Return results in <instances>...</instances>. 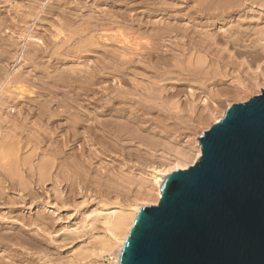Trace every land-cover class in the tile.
Segmentation results:
<instances>
[{
    "label": "bare ground",
    "instance_id": "1",
    "mask_svg": "<svg viewBox=\"0 0 264 264\" xmlns=\"http://www.w3.org/2000/svg\"><path fill=\"white\" fill-rule=\"evenodd\" d=\"M4 1L5 0H0V5L2 3L4 4ZM8 1L13 2V0H7V2ZM171 1H169V0H95V3L97 4V6L99 5V6H103V7H101V10L99 12L97 11L98 16H96V17H95V15L88 16L89 18L86 19L88 21H86V20L84 21V19H83L84 15H83L82 16L83 20H80V21L85 22L84 26L81 24L84 22H81V23L77 22L78 19L76 18V16L80 17V18H81V16H78L75 14L76 15L75 18L77 19V21L74 18H68L67 19L65 16L68 15V13H67L68 11L66 12L65 10H63V13H62V11H60L62 6L61 7L57 6L58 8L56 7V9H57L56 11L60 12V13L56 12L57 14L62 13V16L65 12L67 14L65 13L64 19H62L63 17L60 16V17H62L61 18L62 20L61 19L57 20L59 16L57 17L56 20L60 21V22H57L54 19V17H52L54 20H52V24H51L52 26L50 28V29H52V30H50V31H52V33L50 35H52L51 37L53 38V44L55 43L54 45L56 47L54 46L55 48L53 49L52 48L53 44L51 43L50 45L52 47L49 48V51L51 49H53L54 53H56V51L58 50V54L59 53L62 54V56L59 54L60 56L58 55V57H56V59L51 58V56L53 57L55 55L52 53L53 51H51L50 53L52 55L50 54V57H48V58L51 59L52 61L56 62V60H57V62H58V60L60 61L61 58L63 59V56L65 55L67 50L65 51V49L62 47V44L67 46V48L65 47L66 49H71L72 47H74L71 49L72 52H71V50L70 51L68 50V52H70V54L74 53L73 55H75V52L79 49V47H80V50H79V52L78 51L76 52V55H78V54L80 55L82 52L85 53L84 51L92 50V49L88 48L92 44H93L92 46L97 49V47H98L97 44L100 45L102 40H105V39L107 41L111 40L109 42H111L113 44H115V42L118 43V46H115L117 43L115 45H112V46H110L111 44H109V42L107 43V44H109V46L111 48L113 47V49L114 48L117 49L119 47V44L121 46L120 48L122 50L116 51V49L115 50L110 49L109 46L107 47L108 49H105V47H104L105 44H103L102 45L103 50H105V51L107 50L106 52L104 51L106 53V54H104L105 58L102 57V54H103V51H102L101 55H100L101 57L100 58L97 57L99 60L97 59V62L94 65L95 68L93 70H92V68L90 70H87V69L85 70V68L83 67L84 71H86L88 74H86V72H84L81 68V70L83 71V74L82 75L80 74L81 76H79L77 74V73H80V72H78V70L80 71L79 67L74 68V69H78L77 71L76 70L73 71V72H77L76 74L73 73L72 71H70V69H69L70 67H68L66 69L68 71H70L71 74L73 73L75 76H71L70 74H68L69 72L66 73L68 75H65L64 73L62 74V72H60L61 76L58 74L59 77L55 76V77L51 78L52 76H54L58 72L59 68L55 66L57 70H52L54 75H53V73H52V75H50L51 73L49 74V72H48L49 67H47L46 68V69H48L47 71L45 69H43L44 71L43 70L42 71L44 73H45V71L48 72V75L45 73V75L40 77L41 74L39 75V73L36 70L39 69L38 68L39 65H40L39 66L40 68L41 67L44 68L42 65L45 61L42 62L41 60H43L45 58L44 55L49 56V53L46 54L48 52V48H44V49H47L45 51V54H44V52H43V54H42V52H35V51L31 52L30 51L31 49L35 50V48H32V46L30 47V49H28L27 52H26V50L24 52L23 49L28 42L32 41L31 43H33V42L36 43L37 41L38 42L41 41V39L38 38V36H39L38 34H37L38 36L34 35V33L32 31V30H34L32 27L33 25L30 24L31 22L29 23L30 19L27 22L28 18H30V17H27L26 14L28 12V15L31 13L32 16H34V17L38 16V18H39L40 12H42L41 14H43V13L45 14L46 10L43 9V8H45V4L43 2H41V1L39 2L40 5H42L41 3L44 4V5H42V7L39 5V3H37L38 4L37 6L36 5H29L34 10H36L35 12L31 11L32 10L31 7H30L31 12L30 11H23L22 12V10H20L21 8L18 9V7L16 8V5H15V7H14L15 9L12 7L14 9L13 13L15 16L10 18V20H9V17L3 18L2 21L0 22V32H2L1 37H0L1 38L0 39V47H1L0 48V132H3L4 137H6V138L2 137L3 135H1V134L0 135L4 139H7V138L10 139V142H9L10 146H13L14 148L16 147L15 149L13 148L12 151L16 150V152H18L19 148L21 147L20 144H21V142H23L22 141L23 134L26 133L24 135L25 137H23L24 140L26 138L27 133H28V135H29V133L31 134V132H29L27 129H28V127H30L29 129L31 130V126H28V125L32 124L30 122L33 119H36V118H33V116L35 117L37 115L36 117L41 118V119L40 118L36 119V121L37 120L38 121L43 120L44 122L46 121L45 122L46 127H44L45 125L43 124V121H41V123L43 125L42 124L40 125L39 123L33 122V121H35V120H33L32 122L34 123V125H36V124L40 125V128H38L39 126L38 127L36 126L34 129H38L39 132H40V129L43 130L44 133H42V134H44V135L42 138L40 137L38 139V137L36 136L37 134L35 135L32 132V135L34 134L35 137L31 136V138H29L30 135L29 136L27 135L28 136L27 138L31 139V141H33V142L30 143L29 142L30 140L27 141L28 140L27 138H26V141L29 142L30 144H33L36 141L35 139H38L37 141H39V142L36 141V143H34V145H36L34 148L35 149L39 148L40 146L38 143H40L41 144V152L42 151L44 152V153L42 152L43 155H45V156L49 155L52 158L51 157L49 158V156H48L49 159L45 158V157H44L45 159L43 158V160L45 162L44 161L40 162L41 163L40 166H44V167L39 169V172H37L38 170L37 171L35 170L37 168L32 167L34 165L31 166L30 170L34 168V170H32V173L34 171H36L37 176H38V174H40L41 175L39 177L40 180H43L46 177V179H44L43 181L48 180L47 176L44 174H47L49 172V170H52V169L57 170L56 172L54 170H52V172L54 171L56 173L55 177H54L55 173H53V175H51V176H53L54 179L57 180V181L55 180L57 183L56 184L57 190L55 187L56 193L59 194V197H61V195L66 192V190L70 194L69 196H71V195L76 196L77 194H82V195H84V197L83 196H82L83 198L81 197L83 200L81 201L82 203L80 202V205L90 202V199H92V197H93L91 194H95V192L92 190L91 186L89 185V182H90L89 179H92L93 182H95V183H97V185H99V187L101 189H100V191L98 189L97 193L100 194V196H103V198L100 199V201H98L96 203V204L99 203L98 207H96L95 209H92V211L90 210L91 212H88L89 211L88 210L86 213L87 216L85 215L86 216L85 220H88V219L90 220L92 218H94V219L90 220V222H89V220L85 221V223L82 222V225L87 226V228L88 227L92 228L93 232L97 228H99V231L102 229V232L100 231L95 236H93L92 231L90 234L93 236V239H95V241L97 243H99L100 247H98V245L92 239L91 236H90L91 237L90 241H94L95 243H93V244L97 245V246H95V249L98 247L97 248L98 250L96 249L97 252H95L96 255L98 254L100 256H103V253H107V252H108V254L110 253V255H113V253L115 254V255H113V257H111L109 255V257H111V258H107L109 260H112V261H110L111 264H121L122 255H123L124 248L126 246V242L128 240V237L132 231V228L136 222L137 217L139 216L141 210L145 207L141 203L140 204H139V202L137 203V200H136L137 198H133V201H136L134 203H132L133 201L130 202L129 199H131L133 197V195H135L134 197H138V199L141 197L144 198V199L141 198L143 200H145V198H146V200L147 199L148 200L154 199V201H156L155 203H159L160 199L162 198V187H163L165 181L167 180V178L174 171H177L180 169H187L190 166L194 165L199 160V158L202 156L201 141H198V144H197L198 152L196 153V156L192 158L193 160H191L189 158V156L191 155V154L187 153L189 150L187 149V151H186L185 149L182 148L181 151L180 150L177 151L178 153L180 152V157L176 158L177 160L175 161L176 163L174 166L163 168V166L161 167V166H159V164L156 165L154 162L155 159L157 160V158H156L157 154H155L156 148L161 147V146L168 147L169 143H170V145H172L171 140L168 138L169 136L165 137V136H163V134H165V133L170 134V133H172V131L175 133V131L179 130V126H180L179 123L187 125V120L185 119L186 117L191 118V116L196 115V119L198 117V121H200V122L205 121L206 122V121H208L209 116L211 115L210 113L207 114L209 112V110L211 109V106L209 103H206V105L209 104L210 108H208L209 106L206 107L205 105H204L205 106L204 108H203V106L201 108L200 105L205 104L204 102L206 101L207 97L203 99V97H201L200 94L202 95V93H204V92L206 94L207 90L211 89V88H209V84H207L210 81L216 79V81L214 80L215 82L213 81V84L215 83V85H213V86L217 85V80H218L217 74L219 73L221 75L222 71L218 72V70H216V69L215 70L214 69H208L205 67H203L202 69H199L200 67H198V68L194 67L192 69H188L182 63L183 62L182 56L185 55L187 52H189L186 50V47H188V50L192 51V52L190 51L191 53L189 52L190 55L189 56L187 55L188 57L186 56L188 59H190L191 63L192 62L194 63L195 59H197L198 57L203 59L201 57L200 53H198V55H196L197 52L202 51L203 53H205V54L202 53L203 54L202 56L203 57L205 56L206 59L208 57H210L209 58L210 62L214 66L219 65V66H222V68L223 67L227 68L229 66V64L231 65V63H234L236 61V59L238 60L239 57L246 54V52H244L242 50L243 48L238 49L239 47H242V46L245 47L247 45V43H245V41H246L245 37L247 39V36H245V35L252 34L250 36H253V37L257 36L258 37L257 39H254L253 37H251V38H253V40H256V42L258 40L257 43H262V45L264 44V29L260 28L261 30L260 29L259 30L258 29L257 30L249 29L248 30L247 28H249V26H246L247 28H245L244 27L245 25L242 23V21H240L241 23L239 22V20H240L239 17H242V15H244L243 17H245V12H244V14H242L244 9L240 8L241 6L245 5V3H243V0H234V1H232V0H192L193 1L192 3L194 4V2H195V4H196V6H193V11L188 10L191 7V6L189 7L190 4H187V6L185 5L186 6L185 7L183 5L185 2L182 3V5H181V1L175 0V1H177V4L179 5L178 7H180V5L184 7V8L183 7L178 8L177 5L174 6L175 3H172L175 1L174 0L172 2ZM76 2L78 3L77 5H79V4L83 5L82 7H84L86 5L83 0H77ZM179 2H180V4H179ZM63 3L67 4L68 2H67V0H64ZM86 3H88V1H86ZM54 4L55 3H52L51 5H54ZM51 5L46 4V7H48V8L50 7L49 10H47L48 12H46V13L48 15L49 12L50 13L53 12L52 15L54 16L55 10L52 9V8H54V6L51 7ZM58 5H60V3ZM26 6L28 8V5H26ZM65 6H63L64 8H62V9H65L66 8ZM67 6H68V4H67ZM1 7L2 6H0V9H1ZM37 7H40V9ZM69 7H71V5L68 6V8ZM82 7H80V8H82ZM2 8H4V5ZM48 8H46V9H48ZM22 9H24V8H22ZM37 10H39V11L37 12ZM163 10L168 12L165 14L166 16L164 15L165 11L162 12ZM170 11H174V12L169 13ZM187 11H189V12H187ZM161 12L163 13V16H165L166 18H163L164 20L161 18L162 19L161 21H159V19H156L154 21L153 19L155 18L156 14L161 13ZM173 13H174V16L172 15ZM41 14H40V17L42 16ZM69 14H70V12H69ZM170 14L172 15V18L167 19V18H169ZM11 16L12 15H10V17ZM93 16H94V18H93ZM4 17H5V13H4ZM34 17H31L33 19V23H34ZM198 17L204 18V19L206 18L207 19L206 24L204 25L203 21L200 22L203 25L196 24V22L199 23V20L197 19ZM41 19H44V17H41ZM184 19L186 21H184ZM233 19H235V20H233ZM63 20H66V21H63ZM227 20H231V22L229 21L230 22L229 25H231L233 22V24H232L233 26H231L232 28L228 29L224 26L223 28L219 29L220 30L219 32H217V31L215 32V29H213V27L217 26L220 23H224V22L226 23V22H228ZM180 21H183L185 23H182L180 25L179 24ZM76 23L80 24L79 26H77V28L75 26V25H77ZM81 25L83 26V28L80 27ZM73 26H75V27H73ZM200 26L202 27V30H206V29H208V30H206V31L200 30L199 31L198 29H195L197 27L199 28ZM78 27H80V28H78ZM219 27H220V25H218V28ZM209 28H212L214 32H212L211 29H209ZM218 28H216V29L218 30ZM224 28H226V30H224ZM100 29H102V30L106 29V31H108L107 29H112V32L113 31L118 32L119 30L120 31L117 34L106 35V33L105 34L101 33V35H99L100 33H98L97 31H99ZM143 29H145V30L143 31ZM221 29H223L224 32H221ZM3 30L5 33L6 32H7V34L11 33L10 35H16L17 37L14 39L11 38L12 40L11 39L9 40L7 37L6 38L3 37V39H6V42H5V40L2 39V35L4 34ZM126 30L127 31L130 30V32H134V33H131V35L133 34V36L126 35L127 33H129V32H126ZM140 31H143L144 34L141 33L143 35H140ZM67 32L69 35L71 34L70 36L79 34L80 38L83 36L82 33L85 32L84 34H86L87 37L85 39L81 40L82 43L77 42V45L80 44V45H78V48H77V45H75V44H72L74 46L68 48L69 45L65 44V43H68L70 41L71 37L67 36L68 35ZM95 32L98 33V37H95L97 35V33L95 35ZM99 32H101V31H99ZM102 32H105V31L103 30ZM109 32H110V30H109ZM112 32H110V33H112ZM116 32H113V33H116ZM145 33H147V34H145ZM107 34H108V32H107ZM77 35H76V37L73 36L74 40L77 37H79ZM3 36H6V35H3ZM143 36H145V37L147 36V38H146L147 40ZM84 37H82V38H84ZM169 37L170 38L172 37L171 40L174 38V40L170 41ZM97 38H98V40L96 41ZM142 38H144V40H146L145 43L147 44V46L150 47V45H151L150 48L153 47L152 41H155L154 42L155 46L152 48V50L158 49L157 45L162 46V44L163 45L167 44L166 42H168V44H169V42H171L170 43L171 45H164V46H167V47H165V48H167L166 49L167 51L165 53L170 54L171 53L170 50H173L174 52L173 51L172 52L175 53L176 50H175V48L174 49L172 48V44H173V46L178 47L180 49L176 52L177 54L175 53L176 55H174L172 53L174 55V56L172 55L173 56L172 58L171 57L164 58L168 54L165 55L164 53H160L163 51H160L158 53L157 52L158 50H155L157 53L156 52H154V53H156L157 55L162 54L165 56L162 57L161 55H158V57L154 58V56H155V54L153 53L154 50L144 53L143 51H147L150 49L148 48L147 50L146 49L143 50L144 48H142V47L140 48V45H144V44H142ZM175 38L176 39L178 38L177 42H175L176 41ZM248 38H249V35H248ZM7 39L9 41H7ZM77 39H79V38H77ZM150 39H152V40H150ZM1 40L3 41V43ZM71 40H72L71 43H73V39H71ZM167 40H169V41H167ZM253 40H252V43L255 44V46H256L257 43H254ZM83 41H84V43H83ZM240 41L242 43H240ZM221 42H224L225 44H227V46L224 48V44H222ZM246 42H249V41H246ZM71 43H69V44H71ZM243 43H245L246 45H243ZM95 44L97 46H95ZM146 44L143 47L147 48ZM229 44H231L230 46H233V48L235 47L234 44H237L239 47L236 45L238 48L237 47L234 48L237 50L235 52H233V51H230V49L228 47ZM48 45L49 44L47 43L46 46H48ZM249 45H248V47L250 48L251 45L250 46ZM85 46H87V47L85 48ZM92 46L90 48H93ZM169 46L172 49L169 50L168 49ZM58 48H60V51ZM75 48L77 50H74ZM120 48H118V50ZM189 48H191V49H189ZM193 48H195L196 50ZM246 48L247 47H245V49ZM252 48L254 49V47H251V49ZM263 48H264V46H263ZM41 49H40V47H38L37 51L41 50ZM141 49L143 51H140ZM161 49H162V47H161ZM61 50L63 52H65L64 55H63V52ZM100 50H101V48H100ZM168 50L170 53L168 52ZM180 50H182V51L179 52ZM193 50H195V52L197 51L195 55H193V53H194ZM247 50H248V48H247ZM12 51L15 53H13ZM111 51H114V53L113 52L111 53ZM11 52H12V55H11ZM260 53L257 52V53H255V55H253V54L249 55L251 57V61H256V60L258 61V59L261 60V58L263 56L261 55L262 57H260ZM148 54H149V56H148ZM66 55L64 57V60L66 59ZM140 55H141V57H140ZM55 56H57V53ZM138 56L140 58H138ZM159 56L162 57V59H161L162 61L157 62L158 59H157V61L155 59L156 58L160 59ZM170 56H171V54H170ZM236 56H239V57L236 58ZM59 57H61V58L59 59ZM76 57H78V56H76ZM80 57L82 58V56H80ZM195 57H197V58H195ZM20 58L21 59L23 58L24 61H27V63H26V62H23V59L21 60L23 65H25V66L21 65L20 60H19ZM101 58L102 59L104 58V59L102 60ZM152 58L155 60V63L156 62L158 63V64L156 63L157 65L155 64L156 66H153V62H152V64L150 63L151 64L150 66H152L151 68L154 71H151V70H149L151 68H148V66H149L148 63L151 62ZM70 59H72V58H70ZM146 59L149 62H147ZM173 59H174V61H176V63H174V62L172 63L171 60H173ZM51 60L50 61L48 60L49 62L48 63L46 62L47 64L45 63L46 66H48V64L51 62ZM203 60H205V59H203ZM12 61H13V63L17 62V66H15V68H12L13 70H11V63H10ZM28 61L29 62L31 61V64L33 62H35L36 64L37 63H40V64L38 66L36 64H34V65H32V66H34L33 69L31 66H30L31 69H29V67L27 68V66H29L28 64H30V63H28ZM93 62H95V61H93ZM236 62H235V64H236ZM24 63H26L27 65ZM159 63H160V65H165L167 67V69H166V67L163 70L158 69L160 67ZM50 65H52V63H50L49 66ZM54 65H57V63L56 64L54 63ZM72 66H74V65H72ZM85 66L87 67V65H85ZM91 66H93V65H91ZM35 67H37V69ZM55 67L53 66L50 68L55 69ZM173 67H174V69L176 68V70L180 69L179 73L177 71V76L179 75L178 76L179 83H174V84L172 83L175 86L169 87V85L171 84L170 82H172L171 81L172 79L170 80L169 85H166V83L168 82L166 79L169 80V78L172 76V74L173 75L176 74V72H174V70H173ZM160 68H163V67H160ZM217 68H219V67H217ZM72 69L73 68L71 67V70ZM54 71H57V72L55 73ZM65 71L66 70L64 69V72ZM149 71H151V72H149ZM148 74H150V75L148 76ZM64 75L67 77L68 76H70V77L65 79ZM140 75H142V76L146 75L144 77H149V80L146 78V80H147L146 81L145 78H143ZM169 75H170V77H169ZM138 76L142 77L143 80H142V78L141 79L138 78ZM152 76H154L155 78L160 77V80L157 79L156 81H154ZM188 76H189V78H191L190 76L195 77L196 79L202 78L201 80H198V81H200L199 82L200 87L198 89L195 87H194V89L193 88H189V89L186 88L187 86L185 85V82H186ZM34 77H36V78L38 77L39 79H36ZM150 77H152V79ZM109 78L113 79V81H116L117 85L115 86L113 84V82L112 83L110 82L114 86H112V85L108 86V84L104 82L105 84L103 86L102 82L109 79ZM161 78L162 79L164 78V80H162ZM52 79H53V81H51ZM37 80H39V81H37ZM144 80H145V82H143ZM148 81H151V82L148 83ZM163 81L164 82L167 81V82L165 84H163L164 83ZM39 82H40V84H39ZM161 82H163V83L161 84ZM188 82H189V80H188ZM100 83H102V85ZM35 84L40 85L37 87L38 90L33 89L36 86ZM59 84L64 85V86H60ZM106 84H107V87H106ZM98 86H100V87H98ZM189 86H190V84H189ZM217 86L215 88H217ZM63 88H65V89H63ZM186 89L188 92L187 96L185 98L187 101V104H186L187 106L183 107L184 100L182 101L181 97H182V95L185 96L184 93H186ZM224 89H225V91L228 90V89L226 90L225 87L223 88V90ZM229 89H230V87H229ZM233 89H235V88H233ZM215 90L219 91L218 95H220L221 89L220 88H219V90L213 89V87H212L211 91L215 92ZM263 90L264 89H261V94H262ZM200 91L202 93H200ZM211 91L208 94H210ZM34 95H36V96H34ZM47 95L50 97H48ZM221 95H224V94L221 93ZM221 95H220V97H221ZM41 96H45L44 99L43 98L41 99ZM211 96H212V98H213V96L215 97V95H211ZM211 96L209 95V98L207 100H209L211 98ZM200 98H202V99H200ZM216 98H217V96H216ZM232 105H233L232 103L229 104V106L224 111L223 116H225L227 110ZM18 107L20 109H19V111H17V115L18 116L21 115V117H18L17 115H15L16 114L15 111L18 110ZM60 108H62V109H60ZM13 116H15L17 118H14ZM153 116H155L156 119L153 118ZM29 118L30 119L33 118V119H31V121H29ZM221 118L222 117H217L215 124L220 122L222 120ZM171 120L173 122L175 120H177L178 122L176 121L177 123L171 124ZM188 120H189L188 122H190V119H188ZM192 120H195V118ZM26 122H28V124ZM50 126H53V127L50 128ZM43 127H44V129H43ZM32 128H33V126H32ZM48 129L49 130L52 129L51 130L52 132L49 131ZM56 129H59V130L64 129V131L65 132L67 131V132L65 133V137L62 138V140L59 139V141H57L55 143V141H53V140H56V138H54L53 136L56 134ZM53 130H54L55 134H54ZM19 132H20V136L18 135ZM57 132H58V130H57ZM51 134H53V136H51ZM40 135H41V132H40ZM51 139H53V140H51ZM57 140H58V138H57ZM48 141H50V142H48ZM61 141H63V142H61ZM46 142L48 144L43 145ZM80 142H81V144H80ZM133 142L135 143V145H132V146H134V148L132 147L133 149H131L132 151H130V149H128V147H129L128 144H133ZM26 143L23 142L22 146L27 147L30 145L29 143H27V145H25ZM77 144H79L78 145L80 148V149H78L79 152H76L77 150L72 151V152L66 151V150H68L67 148L72 149L73 146H76ZM19 145H20V147H19ZM170 145H169V147H170ZM1 146H2V144H1ZM1 146H0V148H1L2 152H0V153L4 154L5 152H3V151L6 150V148H5L6 145L2 146V147ZM135 146H136V148H135ZM130 148H131V146H130ZM153 149H155V150H153ZM37 150H35V151L37 152ZM8 152H10V151H8ZM87 152H89L90 154ZM111 152H115L116 155L120 154V156H118V157H120V158L122 157V158L119 161H123L125 164L127 163L128 168L126 167V165H124V167H126L125 171L121 170L122 165L124 163L121 165L120 170H119V168L116 167L115 162L116 163L118 162V160L116 161L117 158L116 159L114 158L115 162L113 161L114 159H107L108 163L102 161L103 157H105V156L110 157L109 155H111L110 154ZM190 157H192V155ZM31 158L32 157H30V162H31ZM25 159L26 160L23 159V161H25L24 163L21 160V163L23 165L26 164L27 162H29L28 157ZM134 159H137V161L140 163V165L141 164H147V165L149 164L147 166V169L143 170L144 168H142L141 171H138V173L135 171L140 170L139 168L136 169L135 167H133L134 169L132 170V167H129L130 164H128V163H129V160L131 162ZM127 160H128V162H126ZM100 161L102 164H99V167H98L99 170H98V168H93ZM157 162H159V161H157ZM45 163H46V165H45ZM27 164H29V163H27ZM117 164H119V163H117ZM133 164H135V163H133ZM89 165L91 167L93 166L92 167L93 172L90 170L91 168L89 167ZM135 166L137 167V165H135ZM95 169H97L96 172H94ZM52 172H51V174H52ZM30 173H31V171H30ZM34 174L35 173H33V175ZM42 175H44L43 179H42ZM36 180H38V179H36ZM67 180H69L70 184H68L69 182H67ZM64 181L67 182L66 186L68 188L66 186H64V190H63L62 184ZM132 185L133 186L135 185L136 188L135 187L132 188ZM151 185H152V187H151ZM154 186H155V188H153ZM152 190H156L157 194L155 193V191H153L154 192L153 193ZM47 192H49V191H47ZM90 192H92V193H90ZM154 195L156 196V200H155ZM62 196L64 197V195H62ZM77 197H79V196H77ZM63 199H65V198H63ZM108 199H110L112 201H109ZM127 201H129V202H127ZM152 201H150V202H152ZM41 204H44V203H41ZM39 205L40 204L38 203V206ZM48 205L49 204L45 205L46 209L51 208L50 205L49 206ZM80 205L78 204V206H80ZM32 220H31V225H33V226L34 225L35 226L41 225V224H39L41 222H39V223L35 222L36 220L38 222V219H35V221L33 223H32ZM28 223H30V222L28 221ZM98 225H100V227ZM82 227L76 226L74 229H72V230L70 229V230L72 232L73 231L75 232L76 230L82 229ZM65 228H69V226H65ZM82 233H80V234H82ZM4 236H6V235H4ZM78 236H80V235L78 234L77 237ZM82 237H85V236L81 235L79 238H82ZM88 240H89V237L87 238L86 243H89ZM71 241L73 242L72 239H71ZM62 243H63V241H62ZM90 243H92V242H90ZM34 244H35V242H34ZM115 248H117L116 252L113 251ZM94 251L95 250H93V252ZM111 251H113V252L111 253ZM42 252H43V250H42ZM50 256H51V254H50ZM58 262L59 261H57V263Z\"/></svg>",
    "mask_w": 264,
    "mask_h": 264
},
{
    "label": "rangeland",
    "instance_id": "2",
    "mask_svg": "<svg viewBox=\"0 0 264 264\" xmlns=\"http://www.w3.org/2000/svg\"><path fill=\"white\" fill-rule=\"evenodd\" d=\"M43 2L44 4H45V8H43L44 10H46V12H48L47 10H49V8L48 7H46V4L47 5H51L52 3H55L54 5H51V7H53L54 6V8H52V9H54L55 10V12H54V16L52 15L53 14V12L52 13H50L49 12V14L47 15V13L45 12V14L43 13V14H41L42 12H40V14L42 15L41 17H44V19H41V17H40V14H39V18H38V16L37 17H34V16H32V14L30 13L31 11H36V10H34L31 6H29V5H38L37 3H39V2ZM56 1V2H55ZM60 3V5H58L59 3ZM77 1V0H76ZM75 0H67V4H68V6H70L71 5V7H69L68 8V6H67V4H65V3H63L64 2V0H13V2H7V0H5L4 1V4L2 3L0 6H2L3 7V5H4V8H2L1 7V9H0V22L2 21V19L3 18H8L9 17V20H10V18H12L13 16H15L14 15V13H13V10L15 9L14 7H15V5H16V8L18 7V9H20V10H22V12L23 11H30V9L32 8V10L29 12L30 14L28 15V12H27V14H26V16L27 17H30V18H28V20H27V22L29 21V19H30V21H29V23L31 24V25H33L32 27H33V29L34 30H32L33 31V33H34V35H36V36H38V38H40L41 39V41H37L36 43H31L32 41H30V42H28L27 44H26V46L24 47V52H25V50H26V52L28 51V49H30V47L32 46V48H35V50H30L31 52H33V51H35V52H42V54H43V52H44V54H45V51L47 50V49H44V48H48V52L46 53V54H48L49 53V56L48 55H44V59L43 60H41L42 62H44L43 63V67L44 68H40L39 66V64L40 63H35V62H33L32 64H31V61L29 62L28 61V63H30V64H28L29 66H27V68L29 67V69H31V67H32V69H33V67L34 66H32V65H34V64H36L37 66H38V68L40 69H37V67H35L36 69V71L39 73V75H40V77L41 76H43V75H45V73L48 75V72H49V74L50 75H52V70H57L56 69V67H58L59 69H58V72L57 71H54L55 73L57 72V74H55L54 75V73H53V75L54 76H50L51 78H53V77H59V75L61 76V74H60V72H62V74L64 73L65 75H68V74H70L71 76H75L73 73H77V72H73L74 70H78V69H74V68H78L79 67V69H80V71L78 70V72H80V73H77L79 76H81L82 74H83V71H84V69H83V67L85 68V70L87 69V70H90L91 68H92V70L95 68V63L97 62V59L98 58H100L101 56V52L103 51V54H102V57H104L105 58V55L104 54H106L105 52L107 51H105V50H103V48H102V45L103 44H105L104 45V47H105V49H108L107 47L109 46V44H111L110 46H112V45H115L117 42H115V44H113V43H111V42H109V41H111V40H109V41H107L106 39V41L105 40H102V44L100 43V45L99 44H97L98 45V47H97V49L95 48V47H93L92 45V47L93 48H90V47H88L89 49H92V50H90V51H84L85 53H81L80 55L78 54V55H76V52L78 51L79 52V50H80V47H79V49L77 50L76 48L74 49V50H77L76 52H75V55L76 56H78V57H76L75 55H73L72 53L70 54V52H68V50L70 51L72 48H74V47H72V46H74V45H72V44H75V45H77V42L79 43V42H81V40L82 39H85L87 36H86V34H84L85 32H83L82 34H83V36L82 37H84V38H80V36H79V34L77 35V36H79V37H77V38H79V39H75L74 40V38H73V36L74 37H76V35H72V36H70L69 34H68V32H67V36H69V37H71V39H73V43H71L72 42V40L70 39V41L68 42V43H65V44H68L69 45V47L68 48H70V47H72L71 49H66L67 48V46L66 45H64V44H62V47L65 49V51L67 50V52L65 53V52H63L62 50V52H63V55H64V53H65V55H66V59L64 60V57H65V55L63 56V59L61 58V57H59V59L61 58V60L59 61L58 60V62H57V60H56V62H54V61H52L51 59H49L48 57H50V52L51 51H53V49L56 47L54 44H53V38L51 37L52 35H50L51 33H52V31H50V30H52V29H50L51 28V24H52V20H56L57 19V17H58V19L57 20H59V19H61L62 17V19H64V16H65V13L67 12L68 13V17L67 16H65L67 19L68 18H74L76 21H77V19H78V21L77 22H84L86 19H88L89 17L88 16H92V15H95V17L96 16H98V13H97V11L99 12L100 10H101V7H103V6H97V4L95 3V0H86V1H88V3H86V1L85 0H83L84 1V3L86 4L84 7H82L83 5H81V4H79V5H77L78 3L76 2ZM169 1H171V0H169ZM173 1V0H172ZM171 1V2H172ZM175 1V0H174ZM179 1H181V5H182V3H184L183 5L185 6H187V4H190L189 5V11L191 10V11H193V6H196V4H195V2H194V4L192 3L193 1L192 0H179ZM232 1H234V0H232ZM79 2V1H78ZM101 2V1H100ZM43 3H41L42 5H44ZM50 3V4H49ZM58 3V4H57ZM62 3V4H61ZM95 3V4H94ZM170 3V2H169ZM172 3H175V5L174 6H176L177 5V7L179 6L178 4H177V1H175V2H172ZM243 3H245V5H243V6H241L240 8L242 9H244L243 10V12H242V14H244V12H245V17H243L244 15H242V17H239L240 18V20H239V22L240 21H242V23L245 25L244 27L245 28H247L246 26H249V28H247L248 30L249 29H254V30H259L260 28H262V29H264V0H243ZM12 4V5H11ZM64 4V5H63ZM93 4V5H92ZM179 4H180V2H179ZM247 4V5H246ZM26 5H28V8H27V6ZM39 5H40V3H39ZM42 5H40L41 7H42ZM56 5V6H55ZM66 5V6H65ZM95 5V6H94ZM173 5V4H172ZM180 5V7L182 8L183 6H181ZM61 7L62 6V8H64L63 6H65L66 8L65 9H60V11H62V13H63V10H65L66 12L63 14V16H62V13L61 14H57V13H60L59 11H56L57 9H56V7ZM91 6V7H90ZM185 6V7H186ZM14 9H13V8ZM31 7V8H30ZM44 7V6H43ZM57 7V8H58ZM79 7V8H78ZM80 7H82V8H80ZM87 7V8H86ZM90 7V8H89ZM180 7H178V8H180ZM22 8H24V9H22ZM37 8H39L40 9V7H37ZM46 8H48V9H46ZM71 8V9H70ZM78 8V9H77ZM92 8V9H91ZM99 8V9H98ZM184 8V7H183ZM42 9V8H41ZM83 9V10H82ZM59 10V9H58ZM72 10V11H71ZM39 10H37V12H38ZM82 11V12H81ZM96 11V12H95ZM165 10H163L162 12H164ZM168 11V10H167ZM189 11H187V12H189ZM10 12V13H9ZM57 12V13H56ZM69 12H70V14H69ZM74 12V13H73ZM76 12V13H75ZM86 12V13H85ZM157 13L156 14V16H155V18L153 19L154 21L156 20V19H159V21H161L163 18H166L165 16V14L166 13H168V12H164V15L165 16H163V13ZM171 12H174V11H170L169 13H171ZM3 13V14H2ZM4 13H5V17H4ZM66 13V14H67ZM73 13V14H72ZM176 13V12H175ZM12 15L11 17H10V15ZM78 15V16H81V18L80 17H77L76 15ZM35 15V14H34ZM47 15V16H46ZM84 15V17H83V19H84V21H80V20H83L82 19V16ZM173 16H174V13L172 14ZM172 15L170 14V16H169V18H167V19H171L172 18ZM46 16V17H45ZM60 16H62V17H60ZM75 16H76V18H75ZM193 16V15H192ZM191 16V17H192ZM31 17H34V23H33V19L31 18ZM52 17H54V19L52 18ZM197 17V16H196ZM38 18V19H37ZM92 18V17H91ZM90 18V19H91ZM93 18H94V16H93ZM92 18V19H93ZM162 18V19H161ZM61 19V20H62ZM66 19V20H67ZM186 19V18H185ZM184 19V21H186ZM188 19V18H187ZM198 20H199V23L198 22H196V24H201V25H205L206 24V18L204 19V18H197ZM245 19V20H244ZM32 20V21H31ZM56 20V21H57ZM66 20H63V21H66ZM164 20V19H163ZM233 20H235V19H233ZM232 20V21H233ZM244 20V21H243ZM55 21V22H56ZM86 21H88V20H86ZM90 21V20H89ZM158 21V20H157ZM203 21V24L202 23H200V22H202ZM228 22H224V23H220V24H218V25H220V27L218 28V25L217 26H215V27H213V29H215V32L217 31V32H219L220 30V28H223L224 26L226 27V28H232L231 26H233L232 24H233V22H232V24L231 25H229L230 24V22H231V20H227ZM230 21V22H229ZM54 22V21H53ZM57 22H60V21H57ZM205 22V23H204ZM237 22V21H236ZM182 23H185V22H183V21H180L179 22V24L181 25ZM241 23V22H240ZM57 24V23H56ZM77 24V23H76ZM83 26H84V24H85V22L84 23H81ZM226 24V25H225ZM228 24V25H227ZM80 24H77V25H75L76 26V28H77V26H79ZM80 26L81 28H83V26ZM235 25V24H234ZM251 25V26H250ZM75 26H73V27H75ZM80 27H78V28H80ZM195 28V27H194ZM201 28V29H200ZM216 28H218V30L216 29ZM226 28H224V30H226ZM114 29V28H113ZM195 29H198L199 31L201 30V31H206V30H208V29H206V30H202V27L200 26L199 28L197 27V28H195ZM209 29H211V31L212 32H214L213 31V29L212 28H209ZM105 31V32H102V31ZM100 29L99 31H101V32H99V31H97L98 33H100L99 35H101V33H106V35H111V34H117V33H119V31L118 32H116V31H113V32H116V33H113L112 32V29H107L108 31H106V29ZM109 30H110V32H112V33H110L109 32ZM116 30V29H115ZM145 29H143V31H144ZM224 30L223 29H221V32H224ZM261 30V29H260ZM35 31V32H34ZM39 31V32H38ZM143 31H140V35H143L144 34V32ZM151 31V30H150ZM97 32H95V35H96V33ZM107 32H108V34H107ZM126 32H129V33H127L126 35H131V33H134V32H130V30H126ZM220 32V33H221ZM3 35H6V36H3L2 35V39H3V37L4 38H8L9 40L12 38V39H14V38H16L17 36L16 35H10L9 33L7 34V32L5 33L4 32V30H3ZM94 33V32H93ZM92 33V34H93ZM98 33H97V35L95 36V37H98ZM141 33H143V34H141ZM1 34H2V32H0V37H1ZM13 34V33H12ZM38 34V35H37ZM75 34V33H74ZM145 34H147V33H145ZM135 35V34H134ZM174 35V34H173ZM248 35H249V38H248ZM250 35H252V34H247V35H245V36H247V39H246V37H245V40L246 41H249V42H246L245 41V43H247V45L245 44V43H243V45H246L245 47H247L248 48V50H247V48L245 49V47L244 46H242V47H239L237 44H234V48H236L237 46L239 47H237L238 49H241V48H243L242 50L244 51V52H246V54H244L243 56H241V57H239V56H236V58L237 57H239L238 58V60L236 59V64H235V62L234 63H231V65L229 64V66L227 67V68H222V66H219V65H217V66H214L211 62H210V57H208L207 59L205 58V56L203 57L202 55L203 54H205V53H203L202 51L201 52H197V54H196V52H195V48H193V49H195V50H193V55H198V53H200L201 54V57L203 58V59H205V60H203V59H201V58H197V57H195V58H197V59H195V61H194V63L192 62L191 63V61H190V59H188L187 57L190 55L189 54V52L191 51V50H188V47H186V50L187 51H189V52H187L185 55H183L182 56V63H183V65L185 66V67H187L188 69H192V68H194V67H200L199 69H202L203 67H205V68H208V69H216V70H218V72L219 71H222V76L218 73L217 75H218V77H217V88H215L216 86H213V85H215V83L213 84V81L215 80L216 81V79H214V80H212V81H210L209 83H207V84H209V88H211L212 89V87H213V89H218L219 90V88L221 89V92H220V95H221V93L222 94H224V95H221V97H220V95H218V93H219V91H217V90H215V92H213V91H211V89H208L207 90V95L205 94V92L204 93H202L201 91H200V93H202V95L200 94V96L201 97H203V99L204 98H206L207 97V99L209 98V95L211 96V95H215V97L213 96V98H212V96H211V98L209 99V100H207L206 99V101L204 102L205 104H202V105H200L201 106V108H202V106H203V108L206 106V107H208L209 106V104H210V106H211V109L209 110V112L207 113V114H211L210 116H209V119H208V121H204V122H200V121H198V117H197V119H196V115H194V116H191V118L192 119H194L195 118V120H192L191 118H188V117H186L185 119L187 120V125L185 124H182V123H179V130H177V131H175V133L172 131V133H170V134H166L165 132V134H163V136H165V137H168L170 140H171V144L172 145H170V143L168 144V147H165V146H161V147H158V148H156V150L155 149H153V150H155L156 152H155V154H157L156 155V158H157V160L155 159V164L156 165H158L159 164V166H163V168L164 167H170V166H174L175 165V161L177 160L176 158L177 157H180V152L178 153L177 151H181V149L183 148V149H185L186 151H187V149L189 150L187 153L188 154H191L192 155V157H190L189 156V158L191 159V160H193L192 158L193 157H195L196 156V153L198 152V149H197V144H198V141H200L199 139H200V136H202L203 134H204V132L206 131V130H208V129H210L211 127H212V125L213 124H215V121H216V118L217 117H224L223 116V113H224V111L226 110V108L229 106V104H234V103H239V102H245V101H248L249 99H251L252 97H254V96H256V95H259V94H261V89H264V48H263V46H264V44L262 45V43H257L258 42V40H257V42H256V40H253V38L254 39H257L258 37L257 36H250ZM12 36V37H11ZM131 36H133V34L131 35ZM149 36V35H148ZM44 37V38H43ZM143 37H145V36H143ZM173 37V36H172ZM171 37V38H172ZM251 37H253V38H251ZM43 38V39H42ZM147 38V36L145 37V39ZM171 38L169 37V40L170 41H172V40H174V38L171 40ZM251 38V39H250ZM1 39V38H0ZM7 39V41H9ZM11 39V40H12ZM178 39V38H177ZM176 38H175V42H177L178 40H177ZM3 40H5V42H6V39H3ZM80 40V41H79ZM98 40V38L96 39V41ZM144 38H142V44H144V45H140V48L142 47V48H144L143 50H147L148 48L150 49V50H147V51H143L142 49L140 50V51H143L144 53H146V52H148V51H153L152 50V48L155 46L154 44V42L155 41H152L153 42V44H152V48H150L151 47V45H150V47L149 46H147V44L145 43V41L147 40H144ZM150 40H152V39H150ZM169 40H167V41H169ZM252 40H253V42L254 43H257V45L255 46V44H253L252 43ZM2 41V40H1ZM76 42V43H75ZM109 42V44H107ZM174 42V41H173ZM244 42V41H243ZM2 43H3V41H2ZM48 43L49 45L48 46H46V44ZM53 44L52 46L50 45V44ZM69 43H71V44H69ZM82 43V42H81ZM83 43H84V41H83ZM167 44H164V45H171L170 43L171 42H169V44H168V42H166ZM222 44H224V48L227 46V44H225L224 42H221ZM240 43H242L241 41H240ZM251 43V44H250ZM95 44V46H97ZM145 44H146V46H147V48L146 47H143V46H145ZM157 44V43H156ZM239 44V43H238ZM251 46H250V45ZM38 45V46H37ZM41 45V46H40ZM64 45V46H63ZM71 45V46H70ZM78 45H80V44H78ZM78 45H77V48H78ZM163 44H162V49H161V47L160 46H158L157 45V47H158V49H155V50H158L157 52L159 53L160 51H163V52H160V53H164L165 55L166 54H168V53H165L167 50V48H165V47H167V46H164ZM231 44H229L228 45V47H229V49H230V51H233V52H235L237 49H234L233 48V46H230ZM237 45V46H236ZM248 45L250 46V48L248 47ZM253 45V46H252ZM261 45V46H260ZM55 46V47H54ZM101 46V47H100ZM109 46V47H110ZM115 46H118V43L115 45ZM164 46V47H163ZM223 46V45H222ZM221 46V47H222ZM38 47H40V49L41 50H38L37 51V48ZM53 48V49H51L50 51H49V48ZM66 47V48H65ZM76 47V46H75ZM87 46H85V48H86ZM121 46H120V44H119V47L118 48H120ZM251 47H254V49L252 48L251 49ZM1 48V47H0ZM60 48H58L59 49V51H60ZM96 50H95V49ZM100 48H101V50H100ZM118 48L116 49V48H114L113 49V47L111 48L110 47V49H113V50H115L116 49V51H121L122 49L120 48L119 50H118ZM172 48L174 49L175 48V53L180 49V48H178V47H175V46H173V44H172ZM172 48H170V46H169V50L170 49H172ZM178 48V49H177ZM223 48V47H222ZM256 48V49H255ZM44 49V50H43ZM84 49V48H83ZM165 49V50H164ZM183 49V48H182ZM189 49H191V48H189ZM232 49V50H231ZM234 49V50H233ZM251 49V50H250ZM43 50V51H42ZM153 51V53L154 52H156V51ZM169 50H168V52H169ZM260 50V51H259ZM14 51V50H13ZM12 51V52H13ZM56 51V50H55ZM105 51V52H104ZM109 51V50H108ZM124 51V50H123ZM171 51V56H170V54H168V55H162V54H158V55H161L162 57L163 56H165L164 58H169V57H173L174 55H176L175 53H173L174 51L173 50H170ZM173 51V52H172ZM182 50H180L179 52H181ZM12 52H11V55H12ZM71 52H72V50H71ZM74 52V51H73ZM92 52V53H91ZM114 53V51H111V53ZM156 52V53H157ZM192 52V51H191ZM190 52V53H191ZM205 52V51H204ZM257 53V52H261L260 53V57H262L261 58V60L260 59H258V61L256 62V61H251V57L249 56V55H251V54H253V55H255V53ZM13 53H15V52H13ZM53 54H55L56 55V53H57V56H51V58H55L56 59V57H58V55L60 54L61 56H62V54L61 53H59L58 54V50L56 51V53H54V51L52 52ZM69 53V54H68ZM156 53H154L155 54V56H154V58L155 57H158V55L156 54ZM174 55H173V54ZM203 53V54H202ZM84 54V55H83ZM180 54V53H179ZM199 54V55H200ZM14 55V54H13ZM52 55V54H51ZM59 55V56H60ZM71 55V56H70ZM173 55V56H172ZM188 55V56H187ZM247 55V56H246ZM262 55V56H261ZM80 56H82V58L80 57ZM148 56H149V54H148ZM187 56V57H186ZM192 56V55H191ZM98 57V58H97ZM140 57H141V55H140ZM139 56H138V58H140ZM160 57V56H159ZM162 57H160V59L159 58H156L155 60L157 61V59H158V61L157 62H160V61H162L161 59H162ZM68 58V59H67ZM70 58H72V59H70ZM103 58V59H104ZM170 58V59H171ZM187 58V59H186ZM23 59V58H22ZM21 58L19 59L20 60V63H21V65H23V63H22V60ZM50 61L51 60V62L50 63H52V65H50L49 66V64H48V66H46V64L49 62L48 60ZM96 59V60H95ZM102 59V58H101ZM102 59V60H103ZM12 60V59H11ZM67 60V61H66ZM70 60V61H69ZM74 60V61H73ZM99 60V59H98ZM107 60V59H106ZM153 60V61H152ZM152 60H151V62H149L147 59H146V61L147 62H149L148 64H149V66H148V68H151L152 66H150L151 64H152V62H153V66H156L157 64L155 63V60L152 58ZM33 61V60H32ZM63 63H62V62ZM93 61H95V62H93ZM172 61V63L174 62V63H176V61H174V59L173 60H171ZM23 62H26L27 63V61H24V59H23ZM47 62V63H46ZM56 64L57 63V65H54V63ZM247 62V63H246ZM11 63V70H13L12 68H15V66H17V62L15 63H13V61L12 62H10ZM19 63V62H18ZM26 63H24V64H26ZM46 63V64H45ZM60 63V64H59ZM66 63V64H65ZM82 63V64H81ZM94 63V64H93ZM144 63V62H143ZM151 63V64H150ZM255 63V64H254ZM42 64V63H41ZM156 64V65H155ZM235 64V65H234ZM241 64V65H240ZM253 64V65H252ZM27 65V64H26ZM60 65V66H59ZM63 65V66H62ZM72 65H74V66H72ZM85 65H87V67L85 66ZM91 65H93V66H91ZM144 65V64H143ZM159 65H160V63H159ZM23 66H25V65H23ZM31 66V67H30ZM46 66V67H45ZM55 67V69L54 68H50V67ZM244 66V67H243ZM47 67H49L48 69H46ZM68 67H70L69 69H70V71H72L73 73V75L70 73V71H68L66 68H68ZM71 67L73 68L72 70H71ZM160 67H163V68H160ZM160 67L158 68V69H161V70H163L166 66L165 65H160ZM217 67H219V68H217ZM238 67V68H237ZM81 68H82V70H81ZM43 69H45L46 71L48 70V72H46L45 71V73L43 72L44 70ZM51 69V70H50ZM63 69V70H62ZM64 69L66 70L65 72H64ZM166 69H167V67H166ZM165 69V70H166ZM172 69V68H171ZM43 70V71H42ZM62 70V71H61ZM149 70H151V71H154V70H152V68L151 69H149ZM173 70H174V72H176V74L175 75H173L172 74V76L170 77V75H169V80L168 79H166L167 81H163V82H161V84L163 83V84H165L166 82L168 83H166V85H169L170 83V85H169V87L170 86H175V85H173L174 83H179V81H178V76H177V71H178V73H179V71H180V69H177L176 70V68L174 69V67H173ZM82 71V72H81ZM151 71H149V72H151ZM156 71V70H155ZM160 71V70H159ZM67 72H69L68 74H66ZM84 72H86V71H84ZM59 74V75H58ZM81 74V75H80ZM85 74V73H84ZM86 74H88L87 72H86ZM35 75V74H34ZM38 75V74H37ZM64 75V78L65 79H67L68 77H70V76H65ZM150 74H148V76H149ZM77 76V75H76ZM140 76H142V75H140ZM140 76H138V78H145V80H146V78L149 80V77H144V76H146V75H144V76H142V77H140ZM175 76V77H174ZM153 77V79H154V81H156L157 79L158 80H160V77L158 78V77H154V76H152ZM152 77H150L151 79H152ZM174 77V78H173ZM191 78H189V76L187 77V80H186V82H185V85L187 86H185L187 89H189V88H193L194 89V87L195 88H199L200 87V81H198V80H201L202 78H199V79H196L195 77H192V76H190ZM220 77V78H219ZM34 78H36V77H34ZM33 78V79H34ZM143 78H142V80H143ZM223 78V79H222ZM36 79H39L38 77L36 78ZM60 79V78H59ZM150 79V80H151ZM162 79V78H161ZM172 79V80H171ZM174 79V80H173ZM191 79V80H190ZM222 81H221V80ZM242 79V80H241ZM141 80V81H142ZM145 80L143 81V82H145ZM162 80H164V78L162 79ZM170 80L172 81V82H170ZM176 80V81H175ZM188 80H189V82H188ZM37 81H39V80H37ZM36 81V82H37ZM51 81H53V79L51 80ZM147 81V80H146ZM152 81V80H151ZM151 81H148V83L149 82H151ZM194 81V82H193ZM214 81V82H215ZM219 81V82H218ZM107 83L108 84V86H110V85H112V86H116L117 84H116V81H113V79H111V78H109V79H107V80H105V81H103L102 83H103V86H104V84L105 83ZM113 82V84H111V83ZM115 82V83H114ZM170 82V83H169ZM38 83V82H37ZM102 83H100L101 85H102ZM173 83V84H172ZM192 83V84H191ZM219 83V84H218ZM39 84H40V82H39ZM99 84V85H100ZM107 84H106V87H107ZM189 84H190V86H189ZM247 84V85H246ZM249 84V85H248ZM36 85V84H35ZM60 86H64V85H61V84H59ZM34 86V85H33ZM38 86H40V85H36L35 86V88H33L34 90H36L37 89V87ZM128 86V85H127ZM189 86V87H188ZM98 87H100V86H98ZM226 88V90L227 91H225V89L223 90V88ZM229 87H230V89H229ZM232 87V88H231ZM67 88V87H66ZM233 88H235V89H233ZM63 89H65V88H63ZM187 89H186V93H184V95L185 96H183L182 95V101L184 100V105H183V107H185V106H187L186 104H187V101H186V96H187ZM233 89V90H232ZM38 90V89H37ZM231 90V91H230ZM211 91V93L210 94H208L209 92ZM225 91V92H224ZM217 92V93H216ZM224 92V93H223ZM232 92V93H231ZM206 95V96H205ZM34 96H36V95H34ZM48 96V95H47ZM46 96V97H47ZM216 96H217V98H216ZM44 97L45 96H41V99L43 98L44 99ZM48 97H50V96H48ZM200 99H202V98H200ZM186 102V103H185ZM206 103H209L208 105H206ZM205 105V106H204ZM189 106V105H188ZM210 106L208 107V108H210ZM19 107H18V110H16L15 112H16V114L15 115H17V111H19ZM60 109H62V108H60ZM14 115V114H13ZM18 116V115H17ZM37 116V115H36ZM34 117L33 116V118H36V119H38V118H40V117ZM39 116V115H38ZM217 116V117H216ZM14 118H17V117H15V116H13ZM18 117H21V115H19ZM30 117V116H29ZM32 117V116H31ZM33 118H31V119H33ZM153 118H155V116H153ZM221 118V119H222ZM31 119L29 118V121H31ZM36 119H33V120H35V121H33V122H36V123H39L40 125L42 124L41 123V121H43V120H40V121H36ZM41 119V118H40ZM156 119V118H155ZM188 119H190V122H188L189 120ZM185 120V121H186ZM192 120V121H191ZM28 121V122H29ZM30 122V123H32V124H30V125H28V126H31V130L29 129L30 127H28V131L29 132H31V134L29 133V135H28V133H27V135L29 136V138H31V136H34V134L38 137V139L41 137H43V135L44 134H42V133H44V131L43 130H41L40 129V132H41V135H40V132H39V130L38 129H34L36 126L38 127V128H40V125H34V123L33 122ZM177 120H175L174 122L171 120V124H174V123H177L176 122ZM28 122H26L27 124H28ZM46 122V121H45ZM45 122L43 121V124L45 125L44 127H46V124H45ZM173 122V123H172ZM42 124V125H43ZM170 124V123H169ZM170 124V125H171ZM32 126H33V128H32ZM44 127H43V129H44ZM51 127H53V126H50V128ZM172 127V126H171ZM184 128V129H183ZM53 129V128H52ZM51 129V130H52ZM26 130V131H27ZM49 130V129H48ZM51 130H49V131H51ZM57 130H58V132H57ZM32 132L34 133L33 135H32ZM52 132V131H51ZM53 132H54V130H53ZM67 132V131H66ZM65 131H64V129L63 130H59V129H56V134H55V132H54V136H53V134H51V136H53L54 138H56V140H53V139H51V140H53V141H55V143L57 142V141H59V139L60 140H62V138H64L65 137V133H66ZM0 134L1 135H3L2 137H4V134H3V132H0ZM26 133H24L23 134V137H25L24 135H25ZM1 135H0V146H1V144H2V146H5L6 145V150H4L3 152H5L4 154L3 153H0V264H109L110 263V261H112V260H109V259H107V258H111V257H113V255H115L114 253H113V255H110V253L108 254V252L107 253H103V256H100V255H96V253L95 252H97V248L98 247H100L99 246V243H97L96 241H95V239H93V236H95V235H97L100 231L102 232V229L99 231V228H97L96 230H94V232L92 231V228H87V226H83L82 225V222H84L85 223V221H88V220H85V217L87 216V211L88 212H91L92 211V209H95L96 207H98L99 205V203L98 204H96L98 201H100V199H102L103 198V196H100V194H98L97 192H98V189H99V191H100V187H99V185H97V183H95V182H93V180L92 179H89L90 180V182L92 183H90L89 182V185L91 186V188H92V190L95 192V194H91L93 197H92V199H90V202H88V203H84V204H81L80 205V202L83 200L82 198L84 197V195H82V194H77L76 196L75 195H71V196H69L70 194L67 192V190H66V192L64 193V194H62V195H64V197L61 195V197H59V194L58 193H56V190H57V183H56V179H54L53 178V176H51V175H53V173H55L57 170H55V169H52V170H54L53 172H52V170H49V172L47 173V174H44V175H46L47 176V178H48V180H45V181H43L44 179H46V177L44 178V175H42V179L43 180H40L39 179V177L41 176L40 174H38V176H37V172H39V169H41L42 167H44V166H40L41 165V163L40 162H43L44 160H43V158L45 157V158H48V156L49 155H47V156H45V155H43V153L41 152V144L40 143H38L39 144V148H37V149H35L34 147L36 146V145H34V143H36V141L38 140V139H35L36 141L33 143V144H30V143H32L33 141H31V139H28L27 137V135H26V138L28 139L27 141H29V142H27L26 141V138H25V140L23 139V137H22V141L24 142V143H29L30 145L29 146H27V147H24V146H22V144H23V142H21V147H20V145H19V150H18V152H16V150H14V151H12L13 150V146H10V144H9V142H10V139H4V138H6V137H4V138H2L1 137ZM18 135L20 136V132L18 133ZM167 135V136H166ZM35 137V136H34ZM33 138V137H32ZM57 138H58V140H57ZM26 141V142H25ZM162 141V140H161ZM37 142H39V141H37ZM48 142H50V141H48ZM61 142H63V141H61ZM4 143V144H3ZM15 143V142H14ZM27 143L25 144V145H27ZM131 143V142H130ZM8 144V145H7ZM13 144V143H12ZM37 144V145H38ZM46 144H48L47 142L45 143V144H43V145H46ZM80 144H81V142H80ZM15 145V144H14ZM34 145V146H33ZM56 145V144H55ZM79 144H77L76 146H73V150L72 149H70V148H67L68 150H66V151H68V152H72V151H76V152H79L78 151V149H80L79 148V146H78ZM129 145V147H128V149H130V151H132L131 149H133L134 148V146H132V145H135V143L133 142V144H128ZM137 145V144H136ZM169 145H170V147H169ZM174 145V146H173ZM1 146V147H2ZM17 146V145H16ZM130 146H131V148H130ZM43 147V146H42ZM133 147V148H132ZM143 147V146H142ZM180 147V148H179ZM16 148V147H15ZM14 148V149H15ZM135 148H136V146H135ZM158 149V150H157ZM0 150H1V148H0ZM35 150H37V152L35 151ZM70 150V151H69ZM88 150V149H87ZM135 150V149H134ZM8 151H10V152H8ZM12 151V152H11ZM146 151V150H145ZM0 152H2V150L0 151ZM91 152V151H90ZM116 152V151H115ZM115 152H111L110 154L111 155H109L110 157H108V156H105V157H103V159H102V161H104V162H107L108 160L107 159H116V161L118 160V162L117 163H119V164H117L116 162H115V159L113 160L114 162H115V164H116V167L117 168H119V170H120V168H121V165L124 163L123 161H119L121 158L120 157H118V156H120V154H118V155H116V153ZM147 152V151H146ZM38 153V154H37ZM87 153H89V152H87ZM119 153V152H118ZM179 155H178V154ZM90 154V153H89ZM172 155V156H171ZM114 156V157H113ZM29 158L28 159V161L29 162H27V163H29V164H22L21 163V160L23 161V159L24 160H26L25 158ZM30 157H32L31 158V162H30ZM51 156H49V158H50ZM113 157V158H112ZM44 158V159H45ZM48 158V159H49ZM52 158V157H51ZM106 160H105V159ZM119 158V159H118ZM4 161V162H3ZM47 161V160H46ZM157 161H159V162H157ZM171 161V162H170ZM25 161H23V163H24ZM35 162V163H34ZM45 162V161H44ZM103 162V163H104ZM122 162V163H121ZM126 162H128V160L126 161ZM108 163V162H107ZM111 163V162H110ZM121 163V164H120ZM133 163H135V164H133ZM138 163V164H137ZM22 164V165H21ZM44 164V163H43ZM99 164H102L101 163V161L100 162H98L97 164H96V166L95 167H93V168H98L99 167ZM128 164H130L129 165V167H132V170L134 169L133 167H135L136 169L137 168H139L140 170H136L135 172H137L138 173V171H141V169L142 168H144L143 170H145V169H147V166L149 165H147V164H141L140 165V163L137 161V159H134L133 161H131L130 162V160H129V163ZM32 165H34V166H32ZM45 165H46V163H45ZM124 165H126V167L128 168V165H127V163L125 164H123L122 165V169L121 170H123V171H125V169H126V167H124ZM135 165H137V167L135 166ZM146 165V166H145ZM31 166L32 167H34V168H37V169H35L36 171H34L33 173H35L34 175H33V173H32V170H34V168L33 169H31L30 170V168H31ZM142 166V167H141ZM19 167V168H18ZM89 167L91 168L90 170L93 172V170H92V167L89 165ZM23 169V170H22ZM131 169V168H130ZM96 170L97 169H95V171L94 172H96ZM98 170H99V168H98ZM142 170V171H143ZM30 171H31V173H30ZM52 172V174H51V172ZM134 172V173H135ZM56 176V173H55V175H54V177ZM32 177V178H31ZM34 178V179H33ZM52 178V179H51ZM36 179H38V180H36ZM56 180V181H55ZM92 180V181H91ZM40 181V182H39ZM95 181V180H94ZM98 181V180H97ZM12 182V183H11ZM67 182H69V180H67ZM67 182L66 181H64L63 182V184H62V189L64 190V186H66V184H67ZM95 185H94V184ZM12 184V185H11ZM68 184H70V182L68 183ZM20 185V186H19ZM97 185V186H96ZM27 187V188H26ZM54 187V188H53ZM55 187H56V190H55ZM67 187V186H66ZM135 187V185L133 186L132 185V188H134ZM151 187H152V185H151ZM68 188V187H67ZM136 188V187H135ZM153 188H155V186L153 187ZM14 191H13V190ZM103 189V188H102ZM152 189V188H151ZM21 190V191H20ZM53 190V191H52ZM96 190V191H95ZM136 190V189H135ZM47 191H49V192H47ZM153 191H155V193L157 194V191L156 190H152V192ZM20 192V193H19ZM58 192V191H57ZM136 192V191H135ZM67 193V194H66ZM90 193H92V192H90ZM154 193V192H153ZM22 196H21V195ZM86 194V193H85ZM88 195V194H87ZM39 196V197H38ZM75 196V197H74ZM77 196H79V197H77ZM83 196V197H82ZM135 195H133V197L131 198V199H129V201L131 202V201H133V198H137L136 200H137V203L139 202V204L141 203L142 205H144V206H149V205H157L158 203H155L156 201H154V199H152V200H146V198H145V200H143L144 198L143 197H141V198H143V199H141V198H139L138 199V197H134ZM155 196V195H154ZM69 197V198H68ZM82 197V198H81ZM63 198H65V199H63ZM31 199V200H30ZM34 199V200H33ZM94 199V200H93ZM28 200V201H27ZM65 200V201H64ZM109 201H112V200H110V199H108ZM135 200V199H134ZM155 200H156V196H155ZM129 201H127V202H129ZM150 201H152V202H150ZM44 203V204H41V203ZM134 202H136V201H133L132 203H134ZM35 203V204H34ZM38 203L40 204L39 206H38ZM51 203V204H50ZM57 203V204H56ZM77 203V204H76ZM82 203V202H81ZM37 204V205H36ZM47 204H49L50 205V209H46L45 208V205H47ZM78 204L80 205V206H78ZM48 205V206H49ZM88 206V207H87ZM77 209V210H76ZM91 210V211H90ZM86 215V216H85ZM43 216V217H42ZM42 217V218H41ZM38 219V222H37V220L35 221V219ZM24 219V220H23ZM33 219V220H32ZM92 219H94V218H92ZM92 219H90V220H92ZM31 220H32V223L35 221L36 223H39V222H41V223H39V224H41L40 226L38 225H31ZM90 220H89V222H90ZM28 221L30 222V223H28ZM92 222V221H91ZM10 225V226H9ZM65 226H69V228H65ZM79 227V226H83L82 227V229H79V230H76L74 233L71 231L72 229H74L75 227ZM99 227H100V225H98ZM85 227V228H84ZM36 228V229H35ZM47 229V230H46ZM71 229V230H70ZM85 229V230H84ZM87 229V230H86ZM36 230V231H35ZM83 230V231H82ZM98 230V231H97ZM8 231V232H7ZM71 231V232H70ZM78 231V232H77ZM91 231H92V234H93V236L92 235H90L91 234ZM96 231V232H95ZM2 232V233H1ZM18 232V233H17ZM77 232V233H76ZM84 234H83V233ZM20 233V234H19ZM70 233V234H69ZM80 233H82V234H80ZM83 235V236H85V237H82V238H79L80 236H78L77 237V235ZM4 235H6V236H4ZM76 235V236H75ZM92 237V239L96 242V244L98 245V247L95 249V246H97L96 244H93V243H95L94 241H90V238ZM11 237V238H10ZM74 237V238H73ZM89 237V243H86L87 242V238ZM6 238V239H5ZM31 239V240H30ZM60 239V240H59ZM71 239L73 240V242L71 241ZM79 239V240H78ZM91 239V240H92ZM62 241H63V243H62ZM34 242H35V244H34ZM90 242H92V243H90ZM17 243V244H16ZM20 243V244H19ZM29 243V244H28ZM28 244V245H27ZM34 244V245H33ZM93 244V245H92ZM38 245V246H37ZM40 245V246H39ZM37 246V247H36ZM36 247V248H35ZM47 247V248H46ZM43 248V249H42ZM39 249V250H38ZM52 249V250H51ZM42 250H43V252H42ZM56 250V251H55ZM71 250V251H70ZM92 250V251H91ZM93 250H95L94 252H93ZM116 250H117V248H115L113 251L114 252H116ZM55 251V252H54ZM113 251H111V253L113 252ZM99 252V251H98ZM92 253V254H91ZM50 254H51V256H50ZM38 255V256H37ZM109 255L111 256V257H109ZM40 256V257H39ZM48 256V257H47ZM3 258V259H2ZM61 260V261H60ZM57 261H59L58 263H57ZM5 262V263H4ZM10 262V263H9ZM30 262V263H29ZM111 264V263H110Z\"/></svg>",
    "mask_w": 264,
    "mask_h": 264
},
{
    "label": "water",
    "instance_id": "3",
    "mask_svg": "<svg viewBox=\"0 0 264 264\" xmlns=\"http://www.w3.org/2000/svg\"><path fill=\"white\" fill-rule=\"evenodd\" d=\"M200 141L199 160L141 210L121 264H264V90Z\"/></svg>",
    "mask_w": 264,
    "mask_h": 264
}]
</instances>
